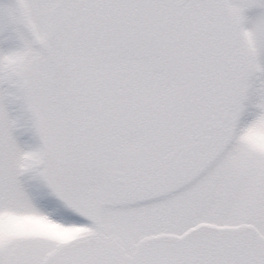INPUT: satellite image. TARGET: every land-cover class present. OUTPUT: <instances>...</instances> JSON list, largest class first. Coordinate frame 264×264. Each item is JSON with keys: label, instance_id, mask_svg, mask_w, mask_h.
Here are the masks:
<instances>
[{"label": "snow or ice", "instance_id": "1", "mask_svg": "<svg viewBox=\"0 0 264 264\" xmlns=\"http://www.w3.org/2000/svg\"><path fill=\"white\" fill-rule=\"evenodd\" d=\"M0 264H264V0H0Z\"/></svg>", "mask_w": 264, "mask_h": 264}]
</instances>
